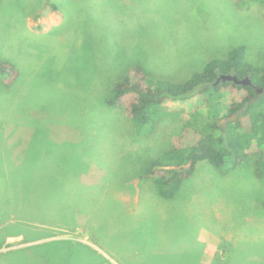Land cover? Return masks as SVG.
<instances>
[{
  "label": "rangeland",
  "instance_id": "374dc122",
  "mask_svg": "<svg viewBox=\"0 0 264 264\" xmlns=\"http://www.w3.org/2000/svg\"><path fill=\"white\" fill-rule=\"evenodd\" d=\"M238 44L264 66V0H0V57L18 71L0 86V188L14 190L0 264H264L253 158L225 174L200 160L162 199L141 174L182 119L104 102L132 66L181 82Z\"/></svg>",
  "mask_w": 264,
  "mask_h": 264
},
{
  "label": "trees",
  "instance_id": "16d2710c",
  "mask_svg": "<svg viewBox=\"0 0 264 264\" xmlns=\"http://www.w3.org/2000/svg\"><path fill=\"white\" fill-rule=\"evenodd\" d=\"M221 73L236 74L239 79L246 74L253 84L264 87V66L248 62L246 46L238 44L181 82L151 79L141 66H132L119 75L104 99L108 106H118L138 123L152 122L149 107L163 106L165 102L169 104L168 111L175 110L182 119L181 129L172 137L169 148L151 160L141 174L153 181L162 199L175 196L200 160L225 174L252 157L255 174L264 178V91L258 94L253 87L233 81L214 83ZM17 78L12 62L0 57V86L10 88ZM201 114L208 120L197 124ZM220 116L226 118L224 124L217 121ZM12 191L0 188V201L6 206L14 198Z\"/></svg>",
  "mask_w": 264,
  "mask_h": 264
},
{
  "label": "water",
  "instance_id": "95a60500",
  "mask_svg": "<svg viewBox=\"0 0 264 264\" xmlns=\"http://www.w3.org/2000/svg\"><path fill=\"white\" fill-rule=\"evenodd\" d=\"M219 80H221V81L229 80V81H233L236 84L249 85V86L253 87L257 93H261L264 91V87L257 86L256 84H253L251 82V79L247 75L244 76L243 78L239 79L236 74L221 73L214 83H217Z\"/></svg>",
  "mask_w": 264,
  "mask_h": 264
},
{
  "label": "flooded vegetation",
  "instance_id": "af4514ba",
  "mask_svg": "<svg viewBox=\"0 0 264 264\" xmlns=\"http://www.w3.org/2000/svg\"><path fill=\"white\" fill-rule=\"evenodd\" d=\"M219 75H220V74H219ZM219 75L217 76V78L219 77ZM244 76H246V74H245ZM244 76H243V77H244ZM247 76H248V75H247ZM217 78L215 79V81L217 80ZM215 81H214V82H215ZM219 81H221V80H219ZM219 81H218V82H219ZM225 81H229V80H225ZM218 82H217V83H218ZM261 93H262V92H261ZM258 94H260V93H258ZM231 116L233 117V114H232Z\"/></svg>",
  "mask_w": 264,
  "mask_h": 264
}]
</instances>
